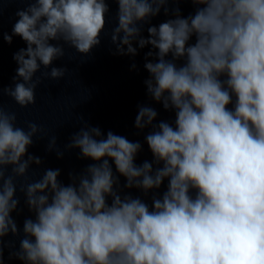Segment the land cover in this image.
<instances>
[{"label":"clouds","instance_id":"1","mask_svg":"<svg viewBox=\"0 0 264 264\" xmlns=\"http://www.w3.org/2000/svg\"><path fill=\"white\" fill-rule=\"evenodd\" d=\"M21 2L29 6L17 11L13 35L27 44L14 55L22 82L0 91L26 108L35 104L41 78L59 79L67 71L52 67L33 79L41 66L64 56V48L49 41L88 54L100 44L109 7L106 0ZM115 2L117 54L136 55L134 40L158 50L156 61L144 65L150 74L144 83L153 100L175 110V126L154 124L157 111L141 106L135 127L152 126L145 140L163 166H137L139 142L112 131L104 137L85 125L67 147L98 163L70 174L68 185L58 179L59 169H48L21 187L35 219L25 220L15 255L26 264H264V0H191L200 6L194 15L185 18L176 9L174 19L148 27V38L138 25L170 0ZM4 40L11 43L12 36ZM16 122V113L0 104V238L18 231L10 215L18 205L14 177L41 163L24 159L41 129ZM54 145L55 137L49 150ZM109 160L126 187L147 193L167 178V190L153 198L151 209L138 197H122ZM9 165L12 175L5 178Z\"/></svg>","mask_w":264,"mask_h":264}]
</instances>
